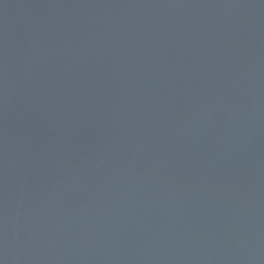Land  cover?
I'll use <instances>...</instances> for the list:
<instances>
[{"label":"water","instance_id":"1","mask_svg":"<svg viewBox=\"0 0 264 264\" xmlns=\"http://www.w3.org/2000/svg\"><path fill=\"white\" fill-rule=\"evenodd\" d=\"M0 264H264V0H0Z\"/></svg>","mask_w":264,"mask_h":264}]
</instances>
